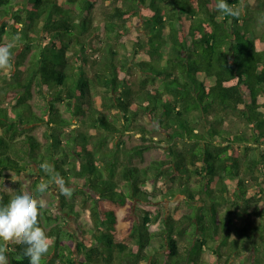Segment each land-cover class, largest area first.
Masks as SVG:
<instances>
[{
    "label": "trees",
    "instance_id": "obj_1",
    "mask_svg": "<svg viewBox=\"0 0 264 264\" xmlns=\"http://www.w3.org/2000/svg\"><path fill=\"white\" fill-rule=\"evenodd\" d=\"M216 2L0 0L14 56L0 70V204L23 192L15 178L49 182L44 162L73 188L47 190L63 223L47 230L58 210H41V264H206L207 249L262 264L264 225L238 222L252 207L264 218V0H227L237 17ZM163 143L164 159L135 163ZM0 244L29 264L24 244Z\"/></svg>",
    "mask_w": 264,
    "mask_h": 264
},
{
    "label": "clouds",
    "instance_id": "obj_2",
    "mask_svg": "<svg viewBox=\"0 0 264 264\" xmlns=\"http://www.w3.org/2000/svg\"><path fill=\"white\" fill-rule=\"evenodd\" d=\"M216 10L232 17L240 14V10L231 7L227 0H217ZM18 39L19 36H14L13 42ZM12 48L13 43L0 44V70L13 67ZM39 167L50 177L49 182L41 181L35 192L23 191L11 198L7 204H0V241L24 244L26 247L23 250V257L28 259L29 264H41L42 258L51 246V238L39 225L38 217L46 206V202L39 197L47 192L50 185H55L59 193L66 198L73 194V188L55 171L54 165L44 162ZM12 182L15 183L17 180L14 179ZM0 264H8L5 244H0Z\"/></svg>",
    "mask_w": 264,
    "mask_h": 264
},
{
    "label": "rangeland",
    "instance_id": "obj_3",
    "mask_svg": "<svg viewBox=\"0 0 264 264\" xmlns=\"http://www.w3.org/2000/svg\"><path fill=\"white\" fill-rule=\"evenodd\" d=\"M99 14V17L101 16V10H99L98 12ZM134 24L138 25V27H142L141 25V22L138 21V20H135L134 21ZM124 52V51H123ZM153 127V126H152ZM150 126V128H152ZM46 132H47V127L46 126H42L40 128H38L35 132V134L38 136V138L43 141V142H46L47 141V138H46ZM157 135L155 137L156 140H160L162 139L164 136L161 135L160 133L159 134H155ZM127 143H126V147L127 148H132L136 145H140L142 144V141L137 138V137H133V138H128V137H125ZM164 146V143L162 145H158L156 146L155 148L151 149L149 152L146 153L145 155V159H144V162H140L139 159H136L135 160V163L136 164H139L140 166H146L148 165L151 161L153 160H160V159H164L166 157V154L164 152V149L163 147ZM30 178H32L31 180H33V176L31 174H25L24 176L22 177H19V178H15L16 179H21L23 181V186H22V191H29V187H30ZM14 183H9L7 188H8V191L11 192V193H15V190H16V187L13 185ZM234 183H230V185L232 186V192L234 191V186H233ZM251 192H255V189H253ZM57 192L56 190L54 191V189L49 190L46 194H45V202H46V206L44 209H47V210H50L49 211V215H52L53 212H56L57 210V216L54 217V220L52 221V223H49V225L47 226V230L51 229L52 226H55V225H58V224H61L63 223V220L60 219V217H62V211L59 207V204H58V200L55 198ZM170 204V203H169ZM258 204V202H254L253 203V206H256ZM165 208L167 209V205L165 206ZM183 209L185 211H187V207L186 206H183ZM250 213L251 215L250 216H246V219H243L240 218L239 219V222L238 224H240V226H242L243 224L247 225L248 227L250 228H253V227H261L264 225V218L260 217V216H257L254 214V211H253V207L250 209ZM123 215V213H122ZM247 219H249L250 221L247 222ZM245 221V223H242V221ZM252 227H251V226ZM160 227L159 224H154L153 226H151V230L152 231H155L157 230L158 228ZM67 228H69V226H67ZM70 228H72L73 231H76V223L75 221L72 219L71 220V225H70ZM253 254V251L250 250L248 251V253H246V257L244 258V261L243 260H234L232 259L231 261V264H253L252 261L250 260V257L251 255ZM262 260V264H264V255H261L260 256ZM218 257L212 252L211 249H207L206 252H205V258H204V261L206 264H222L224 263L227 258L224 257L222 259H220V263H218L217 261Z\"/></svg>",
    "mask_w": 264,
    "mask_h": 264
}]
</instances>
